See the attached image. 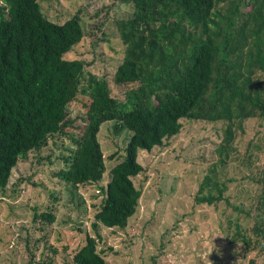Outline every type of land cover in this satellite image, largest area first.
I'll use <instances>...</instances> for the list:
<instances>
[{
	"label": "trees",
	"instance_id": "16d2710c",
	"mask_svg": "<svg viewBox=\"0 0 264 264\" xmlns=\"http://www.w3.org/2000/svg\"><path fill=\"white\" fill-rule=\"evenodd\" d=\"M117 6L128 14L114 21L124 49L112 78L135 86L125 91L124 102L111 95L103 77L86 74L84 62L64 59L85 35L80 15L59 23L43 14L39 0H0V190L19 159L66 138L56 176L71 195L94 184L102 196L95 222L122 229L142 194L134 183L145 171L138 154L177 135L181 120L220 124L215 152L222 165L236 152L246 155V148L235 146L245 123L263 128L264 148V0H117ZM77 102L84 115L71 118L69 108ZM108 123L115 135L124 130L130 136L122 159L107 171L99 132ZM261 180L254 240L237 235L233 241L246 249L261 242L264 254ZM225 191L217 177H207L195 201L226 202ZM37 218L54 221L49 210ZM71 264L109 263L87 235Z\"/></svg>",
	"mask_w": 264,
	"mask_h": 264
},
{
	"label": "rangeland",
	"instance_id": "374dc122",
	"mask_svg": "<svg viewBox=\"0 0 264 264\" xmlns=\"http://www.w3.org/2000/svg\"><path fill=\"white\" fill-rule=\"evenodd\" d=\"M39 2L43 14L55 22L80 15L85 35L64 59L84 62L86 74L103 77L111 95L124 102L125 91L135 86L113 82L124 49L114 21L126 17L128 8L120 11L117 0ZM69 113L71 118L84 115L79 102L70 106ZM181 124L180 132L162 146L138 154L145 171L134 183L142 194L122 229L95 222L102 196L94 184L71 195L56 176L64 166L60 156L66 154L68 139L50 140L39 152L19 159L8 185L0 190V264H71L87 235L96 240L97 251L109 264H250L251 259L264 264L261 242L246 249L241 240L233 241L238 236L253 238L251 229L263 194V128L255 121L245 123L243 136L236 132L235 146L246 148V155L236 152L222 165L215 152L222 139L220 124L190 120ZM112 125H103L99 132L107 171L122 159L118 157L130 136L124 130L115 135ZM207 177L224 183L228 201L196 203ZM107 179L108 172L102 184ZM206 192L204 187L202 193ZM48 210L54 215L52 223L34 219Z\"/></svg>",
	"mask_w": 264,
	"mask_h": 264
}]
</instances>
